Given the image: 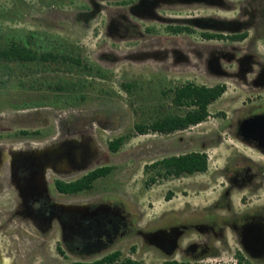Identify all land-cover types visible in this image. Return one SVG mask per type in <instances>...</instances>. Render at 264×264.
I'll use <instances>...</instances> for the list:
<instances>
[{
  "label": "rangeland",
  "instance_id": "obj_1",
  "mask_svg": "<svg viewBox=\"0 0 264 264\" xmlns=\"http://www.w3.org/2000/svg\"><path fill=\"white\" fill-rule=\"evenodd\" d=\"M230 1L235 9L217 12L237 18L245 0ZM94 2L0 0V44L13 39L25 41L32 35L34 46L78 55L82 64L87 65L46 64L35 75L27 76L31 73L29 69L13 63L12 74H4L1 64L0 139H52L67 128L84 130L82 135L90 138L101 158L93 167L107 165L112 170L97 178L91 189L68 195V199L81 198L89 205L101 201L116 203L122 206L134 227L142 230L154 229L162 221L196 219L211 206L207 211L214 216L226 215L214 208L219 200L228 201L234 210L232 214L236 215L243 209L264 205V178L260 177L255 182L260 184L259 189H235L228 200L220 198L227 183L221 169L229 159L236 162L241 154L246 155L256 163L253 171L264 170V153L234 137L238 120L264 111V86L251 92L235 80L212 75L194 55L197 48L190 47L195 42L201 43L198 31L172 36L160 23L149 21L141 22L140 28L152 29L143 32L144 36L148 35L146 42L139 37L111 38L106 32L108 12L114 8L125 10V1L99 0L108 9L101 11L94 10ZM250 7L254 15L242 14V17L250 16L252 25L245 30L246 38L236 45L264 63V0H255ZM205 12L195 7L181 8L174 14ZM173 39L178 42V48L192 53L177 58L173 53L176 49L167 47ZM161 48L164 52H160ZM224 63L221 62L222 67L229 70L236 66ZM28 67L34 69V65ZM35 79L44 83L39 85ZM61 79H80L85 86L76 93L49 89V83L53 85ZM186 81L225 85L223 94L208 106L209 116L198 124L168 134L137 133L133 128L136 122L149 123L162 109L183 112V107L173 106L167 89ZM161 89H166L165 95ZM22 130L29 134H21ZM127 133L130 136L117 151L109 150L110 140ZM194 150L206 153V171L178 177L156 176L154 183L145 184L153 174L152 169L144 171L145 165L164 156ZM23 228L20 234L25 238H19V230L13 224L0 223V254L4 264H66L54 249L57 233L47 241L45 251H40L28 242L33 235ZM142 245L143 241L134 234L120 239L114 247L122 257H139L142 264H160L158 252L152 248L142 251ZM216 245L221 248L219 242ZM236 249V242L229 234L228 248L222 247L218 255L207 257L202 264H239L234 254Z\"/></svg>",
  "mask_w": 264,
  "mask_h": 264
},
{
  "label": "flooded vegetation",
  "instance_id": "obj_2",
  "mask_svg": "<svg viewBox=\"0 0 264 264\" xmlns=\"http://www.w3.org/2000/svg\"><path fill=\"white\" fill-rule=\"evenodd\" d=\"M123 1L125 10L114 8L108 12L106 32L109 37L117 40L139 37L146 42L148 35L144 36L143 32H151L152 29L143 26L142 31L140 28L141 22L149 21L160 23L172 36L198 31L201 43L195 42L190 47L197 48L194 55L206 64L212 75L235 80L251 92L264 86V63L253 59L247 50L236 45L246 37L240 40L230 37L251 27L249 17L254 13H250V6L255 0H245L237 18L217 12L235 9L230 0ZM195 7L206 12L174 14L175 10H192ZM102 9L107 8L95 0L94 10ZM242 14L250 16L243 18ZM207 33L222 36L209 38ZM178 45L174 39L167 45L176 49L173 53L177 58L192 53L178 48ZM160 52L164 49L161 48ZM222 61L236 66L229 70L222 67ZM170 89L167 93L171 92ZM160 91L166 94V89ZM160 112L166 111L162 109ZM83 132L72 127L60 131L52 139H0V223L13 224L19 234L25 226L27 229L24 227L23 230H29L33 235L28 242L40 251H45L47 241L57 233L58 243L54 249L66 264L106 258L119 251L114 247L117 241L134 234L143 241L142 251L152 248L158 252L160 264L168 261L202 264L207 257L218 255L222 247L228 248L229 234L236 242L234 254L239 264H264V205L243 209L236 215L232 214L234 210L228 201L219 200L214 208L226 215L214 216L207 211L211 206L196 219H175L171 223L162 221L154 229L142 230L134 227L122 206L116 203L101 201L89 205L81 198L69 200L68 195H77L84 190L62 191L60 184L77 180L99 167L93 165L101 159ZM234 137L264 153V111L238 120L234 126ZM255 165L252 159L242 154L236 162L226 161L221 170L227 183L220 198L228 200L235 189H259L260 184L255 182L259 177L264 178V170L253 171ZM19 236L25 238L21 234ZM216 242L221 244V248ZM8 251L12 252V248ZM127 258L141 263L139 257H122L120 253L117 259L109 263L105 261V264H118Z\"/></svg>",
  "mask_w": 264,
  "mask_h": 264
},
{
  "label": "trees",
  "instance_id": "obj_3",
  "mask_svg": "<svg viewBox=\"0 0 264 264\" xmlns=\"http://www.w3.org/2000/svg\"><path fill=\"white\" fill-rule=\"evenodd\" d=\"M207 37H221L220 34L207 33ZM247 36V33L231 35V38L240 40ZM34 38V37H33ZM29 35L25 41L10 40L7 43L0 44V65L4 74H12L11 63L19 65V67L29 69L30 75H35L46 64H69L70 66L83 65L78 55L60 52L55 49H40L34 46V39ZM34 65L29 68L28 65ZM83 67H87L86 64ZM37 80V79H35ZM39 85L43 82L41 79L35 81ZM44 83V82H43ZM85 84L80 79H61L53 85L49 83V89L54 91H62L76 93L80 91ZM128 87L130 85H127ZM170 100L176 108H184L183 112L166 111L158 112L149 123L136 122L133 125L137 133H146L148 131L158 132L161 134L172 133L177 130H183L190 125L198 124L209 116L208 106L214 100L219 98L225 91L223 83L214 85L196 84L192 81H186L175 85L170 89ZM75 98H77L75 96ZM21 134H29L27 130L20 131ZM130 136L129 133L118 136L108 142L109 150L115 152ZM207 155L203 151L194 150L180 154L164 156L152 163L144 166V171L152 169L153 174L145 181V184L154 183L156 176L178 177L182 174H193L196 172H204L207 170ZM112 170L111 166H99L88 171L77 180L60 184V189L67 192H75L80 190H88L92 188L93 182L102 176L109 174ZM120 251H115L106 258L94 262H76L73 264H105L114 261L119 257ZM40 264V263H38ZM118 264H141L129 258L122 260ZM165 264H179L176 261H168Z\"/></svg>",
  "mask_w": 264,
  "mask_h": 264
},
{
  "label": "water",
  "instance_id": "obj_4",
  "mask_svg": "<svg viewBox=\"0 0 264 264\" xmlns=\"http://www.w3.org/2000/svg\"><path fill=\"white\" fill-rule=\"evenodd\" d=\"M4 259L2 258L1 254H0V264H4Z\"/></svg>",
  "mask_w": 264,
  "mask_h": 264
}]
</instances>
